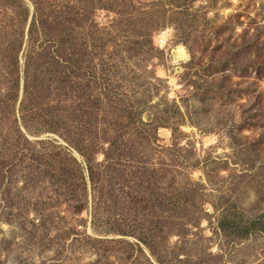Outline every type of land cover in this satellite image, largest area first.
<instances>
[{
    "label": "rangeland",
    "instance_id": "rangeland-1",
    "mask_svg": "<svg viewBox=\"0 0 264 264\" xmlns=\"http://www.w3.org/2000/svg\"><path fill=\"white\" fill-rule=\"evenodd\" d=\"M0 264H264V0H0Z\"/></svg>",
    "mask_w": 264,
    "mask_h": 264
},
{
    "label": "trees",
    "instance_id": "trees-1",
    "mask_svg": "<svg viewBox=\"0 0 264 264\" xmlns=\"http://www.w3.org/2000/svg\"><path fill=\"white\" fill-rule=\"evenodd\" d=\"M34 13L37 14V10H35ZM38 23H39V22H38ZM30 26H31V25H30ZM16 45H17V46H16ZM63 45H64V47L67 49V47L65 46L64 43H63ZM15 46H16V48H15ZM20 46H21L20 42L13 41V51H14L15 54L18 53V49H19ZM65 51H66V50H65ZM11 54H12V53H11ZM16 56H17V55H16ZM59 64H60V65H62V64L69 65V64H66V62L63 60V58H62V60L60 61ZM26 65H27V62H26ZM65 69H69V70H71V69L69 68V66H68V67H65ZM63 72L65 73V71H63ZM66 76L69 77V71H68V73H66ZM106 85H107V83H106ZM66 92H68V91H66ZM68 93H69V92H68ZM70 95H71V98H73V99H79V92H77L75 88L70 89ZM74 101H76V100H74ZM82 111H83V110H82ZM83 156L85 157V160H86L85 165H86V170H87V177H88L89 182H90V184L92 185V187H94L95 185H97V181H98V176H99V174H103V173H105V171H104L105 168H100V169H98V170H95L94 167H95V166H98V164L95 163V166H93V164L91 163V153H86V155L83 154ZM96 171H97V173H96ZM103 175H104V174H103Z\"/></svg>",
    "mask_w": 264,
    "mask_h": 264
},
{
    "label": "bare ground",
    "instance_id": "bare-ground-1",
    "mask_svg": "<svg viewBox=\"0 0 264 264\" xmlns=\"http://www.w3.org/2000/svg\"><path fill=\"white\" fill-rule=\"evenodd\" d=\"M174 55L176 57H184L185 56V52L181 47H178L177 50L174 51Z\"/></svg>",
    "mask_w": 264,
    "mask_h": 264
}]
</instances>
